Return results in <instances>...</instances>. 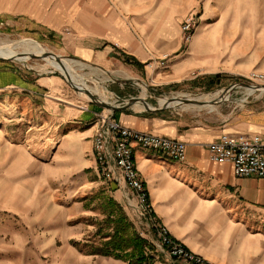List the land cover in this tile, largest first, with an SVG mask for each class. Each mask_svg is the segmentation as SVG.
I'll use <instances>...</instances> for the list:
<instances>
[{"label": "rangeland", "instance_id": "rangeland-1", "mask_svg": "<svg viewBox=\"0 0 264 264\" xmlns=\"http://www.w3.org/2000/svg\"><path fill=\"white\" fill-rule=\"evenodd\" d=\"M177 2L180 9L187 10L183 21L187 16L197 20L192 41L185 44L182 39L180 55L176 58L177 53L173 54L164 69L165 75L172 71L176 58L180 68L185 67L179 81L167 84L170 78H158L163 70L157 68L153 73L150 66L148 75L141 73L145 83L137 82L135 89H129L136 93L132 97L146 98L155 107L161 105L162 97L206 96L218 101L227 96L226 89L233 84H255L248 76L254 69L264 73V0ZM210 30L214 34L209 35ZM66 36L31 34L24 24L13 26L0 19V45L33 40L45 53L65 59L66 64L61 65L68 67L71 78L97 97L115 104L131 98L115 96V89H119V80L133 82V74L122 67L107 69L76 58L68 50ZM216 75L221 81L209 89L206 81L198 82ZM245 92L244 87L237 86L228 101L210 107L182 103L166 109V114L183 126L199 122L234 130L245 124L264 126V91ZM91 104H95L91 98L74 89L45 58L31 56L25 63L0 58V264H126L80 250L87 242L99 244L108 232L102 208L109 197L113 198V189L120 187L103 177L97 163L96 167L78 171L70 156L58 159L63 156L60 139L70 133L75 122V111L71 110L94 111ZM101 108L94 112L93 126L97 114L108 110ZM125 192L117 191L121 203L117 202L142 235L159 249L157 234L151 236L139 218L135 197L129 190ZM159 250L153 264H172L176 260ZM192 253L203 263L213 264Z\"/></svg>", "mask_w": 264, "mask_h": 264}, {"label": "crops", "instance_id": "crops-1", "mask_svg": "<svg viewBox=\"0 0 264 264\" xmlns=\"http://www.w3.org/2000/svg\"><path fill=\"white\" fill-rule=\"evenodd\" d=\"M178 3L177 0H0V19L13 26L24 24L36 35L66 36L69 30L66 38L73 56L107 69L122 67L133 74V82L119 80V89H115L118 91L115 96L128 98L136 94L129 89H135L137 82L145 83L141 73L148 75L147 63L152 58L169 53L168 61H172L173 54L177 53L176 58L180 55L183 46L180 29L187 10L180 9ZM208 34H214V30ZM125 57L138 65H127ZM176 58L167 75L165 67L158 68L163 70L158 78L171 79L167 84L179 81L177 78L185 68L184 65L180 68ZM145 94L147 97L148 93ZM92 106L94 111L71 110L75 111L72 114L75 122L71 123L70 133L60 139L63 156L58 159L70 156L78 171L97 165L94 132L98 123L93 126L92 122L94 112L102 108ZM104 112L130 128L187 143V157L183 161L174 160L162 151L134 148L153 215L175 239L213 264H264V179L238 177L230 164L212 161L208 149V144L224 133L264 135L263 125L245 124L239 130L204 122L183 126L167 112L161 116L146 115L157 112L147 111L141 104ZM113 190L117 201V191L126 193L123 188ZM145 225L153 236L146 222ZM172 264L183 263L175 260Z\"/></svg>", "mask_w": 264, "mask_h": 264}, {"label": "built area", "instance_id": "built-area-1", "mask_svg": "<svg viewBox=\"0 0 264 264\" xmlns=\"http://www.w3.org/2000/svg\"><path fill=\"white\" fill-rule=\"evenodd\" d=\"M197 20L187 16L181 25L185 44L194 36ZM170 54L154 59L149 65L153 71L165 67ZM248 78L255 84H264V73L253 70ZM98 127L94 135L97 164L103 177L116 183L123 190L132 192L142 221L154 228L159 242L157 247L169 257L186 264H205L181 243L175 241L168 229L160 224L152 212L149 195L137 169L134 148L162 151L170 158L183 161L187 157V143L153 132L142 131L123 125L119 120L103 112L97 114ZM210 158L217 163H228L238 177L264 179V135L252 132L224 133L220 139L208 144Z\"/></svg>", "mask_w": 264, "mask_h": 264}, {"label": "trees", "instance_id": "trees-1", "mask_svg": "<svg viewBox=\"0 0 264 264\" xmlns=\"http://www.w3.org/2000/svg\"><path fill=\"white\" fill-rule=\"evenodd\" d=\"M125 62L135 64V61L129 57H125ZM206 81L207 89L213 84L221 81V76H211L206 80L199 79L201 83ZM205 84V83H202ZM167 111L163 110L157 113H145L146 115L161 116ZM103 206V205H102ZM104 224L108 232L101 236L99 244L95 242H87L81 246L80 250L87 255L112 257L122 260L126 264H153L157 255L155 244L147 237H144L137 227L129 220L123 206L113 198H108V202L102 208ZM152 233L155 235L154 228Z\"/></svg>", "mask_w": 264, "mask_h": 264}, {"label": "bare ground", "instance_id": "bare-ground-1", "mask_svg": "<svg viewBox=\"0 0 264 264\" xmlns=\"http://www.w3.org/2000/svg\"><path fill=\"white\" fill-rule=\"evenodd\" d=\"M13 43V42H12ZM15 44V43H14ZM3 44V45H0V58H10V59H13L15 61H20V62H23L25 63L26 62V59L31 56H38V57H44L49 64L51 65H54L57 69H59V72H61L64 76L67 75L68 73V70L67 68H64L61 63L63 64H66V61L65 59H62V61H59L58 60V57L57 56H54V55H51L49 53H45L46 51L43 49V48H39L37 43H35V41L33 40H29V39H26V40H21L19 41L17 44ZM21 49V50H19ZM41 49V50H40ZM14 50H18L17 53L14 52ZM73 62V61H72ZM69 65V63H68ZM66 67V65H65ZM71 71V70H70ZM73 76V75H72ZM76 77V76H75ZM73 80V79H72ZM74 81V80H73ZM75 84H77L80 88H82L83 90H87V88L81 86L80 84L77 83V81H74ZM247 94H253L254 92H256V90H254L253 88H250V87H244ZM89 90V89H88ZM264 90V89H262ZM91 91V90H90ZM92 92V91H91ZM245 92V93H246ZM84 93V92H82ZM93 93V92H92ZM94 94V93H93ZM95 95V94H94ZM216 95H218V93H216ZM192 97V96H191ZM170 99V98H169ZM169 99L168 98H164L162 97L161 100H160V104L161 105H165V104H169ZM196 100H203V101H206V102H211V101H214L213 99H207L206 96H197L196 98H194ZM231 97H230V91L228 90L227 91V96L223 99H219L221 101H228L230 100ZM102 100H104L105 102H108L107 99L105 98H102ZM138 104H141V103H138ZM171 106L173 105H180L182 104L181 102L179 101H176V102H173V103H170ZM142 105V104H141ZM195 105V104H193ZM195 106H198V107H205V106H214L212 104H207L205 106H199V105H195ZM142 107V106H140ZM98 123V122H97ZM178 140V139H177ZM95 151V150H94ZM146 188V187H145ZM147 190V189H146ZM159 242V241H158Z\"/></svg>", "mask_w": 264, "mask_h": 264}, {"label": "water", "instance_id": "water-1", "mask_svg": "<svg viewBox=\"0 0 264 264\" xmlns=\"http://www.w3.org/2000/svg\"><path fill=\"white\" fill-rule=\"evenodd\" d=\"M32 57H38V56H32ZM44 58V57H43ZM2 59H6V58H2ZM58 60L62 61V58L58 56ZM66 80L68 81V83L76 90H78L79 92H84L86 93L91 100L97 104L100 107L109 109L113 112L118 111V110H123L126 109L128 107H132L135 104L141 103L145 110L147 111H151V112H161L163 110L169 109L171 106L170 103L179 101L181 103L184 104H195V105H199V106H205L207 104H212V105H217L222 103L221 100H214L211 102H206L203 100H196L194 98H190V97H172L169 99V104H165V105H160L159 107H155L153 106L146 98L143 97H131L130 99H128L127 101H125L123 104H115V103H110V102H105L104 100H102L101 98L97 97L96 95H94L90 90H83L82 88H80L77 84L74 83V81L72 80L71 76L69 75V73H67V75L65 76ZM237 86H242V87H250L253 88L254 90H261L264 91L262 89H264V85H260V84H249V83H237V84H233L231 85L229 88L226 89V91H230V93L233 91V89Z\"/></svg>", "mask_w": 264, "mask_h": 264}]
</instances>
